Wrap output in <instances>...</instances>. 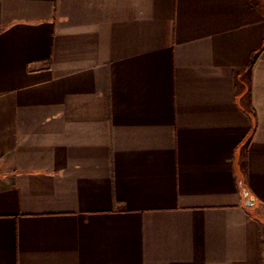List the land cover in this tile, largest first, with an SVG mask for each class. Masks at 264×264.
Returning a JSON list of instances; mask_svg holds the SVG:
<instances>
[{"label":"crops","instance_id":"0c3cea01","mask_svg":"<svg viewBox=\"0 0 264 264\" xmlns=\"http://www.w3.org/2000/svg\"><path fill=\"white\" fill-rule=\"evenodd\" d=\"M0 264H264V0H0Z\"/></svg>","mask_w":264,"mask_h":264},{"label":"water","instance_id":"95a60500","mask_svg":"<svg viewBox=\"0 0 264 264\" xmlns=\"http://www.w3.org/2000/svg\"><path fill=\"white\" fill-rule=\"evenodd\" d=\"M244 194H245L246 197H249V192H248L246 189H244ZM253 202H254V199L251 198V199L248 201V204H249V205H252Z\"/></svg>","mask_w":264,"mask_h":264},{"label":"trees","instance_id":"16d2710c","mask_svg":"<svg viewBox=\"0 0 264 264\" xmlns=\"http://www.w3.org/2000/svg\"><path fill=\"white\" fill-rule=\"evenodd\" d=\"M256 59H257V57L255 56V57L253 58V60H252L251 65H253V64L255 63Z\"/></svg>","mask_w":264,"mask_h":264}]
</instances>
